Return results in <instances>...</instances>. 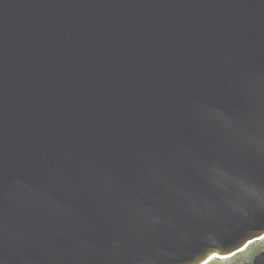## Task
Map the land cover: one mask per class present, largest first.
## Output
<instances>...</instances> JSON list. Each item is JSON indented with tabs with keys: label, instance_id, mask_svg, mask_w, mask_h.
Masks as SVG:
<instances>
[{
	"label": "water",
	"instance_id": "95a60500",
	"mask_svg": "<svg viewBox=\"0 0 264 264\" xmlns=\"http://www.w3.org/2000/svg\"><path fill=\"white\" fill-rule=\"evenodd\" d=\"M262 236L264 0H0V264Z\"/></svg>",
	"mask_w": 264,
	"mask_h": 264
},
{
	"label": "rangeland",
	"instance_id": "374dc122",
	"mask_svg": "<svg viewBox=\"0 0 264 264\" xmlns=\"http://www.w3.org/2000/svg\"><path fill=\"white\" fill-rule=\"evenodd\" d=\"M260 249H264V246H258L256 245V247L254 249H252L250 252L242 255L241 257L237 258V259H230V260H225V261H220V263H215V264H240L242 263L241 261H244V260H249L250 256L257 250H260ZM240 259V260H239Z\"/></svg>",
	"mask_w": 264,
	"mask_h": 264
},
{
	"label": "trees",
	"instance_id": "16d2710c",
	"mask_svg": "<svg viewBox=\"0 0 264 264\" xmlns=\"http://www.w3.org/2000/svg\"><path fill=\"white\" fill-rule=\"evenodd\" d=\"M211 264H215V263H211Z\"/></svg>",
	"mask_w": 264,
	"mask_h": 264
}]
</instances>
